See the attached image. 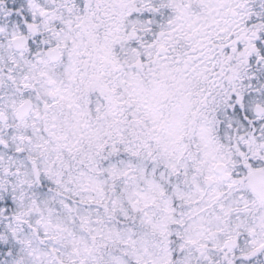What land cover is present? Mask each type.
<instances>
[{"label":"snow or ice","instance_id":"obj_1","mask_svg":"<svg viewBox=\"0 0 264 264\" xmlns=\"http://www.w3.org/2000/svg\"><path fill=\"white\" fill-rule=\"evenodd\" d=\"M0 264H264V0H0Z\"/></svg>","mask_w":264,"mask_h":264}]
</instances>
